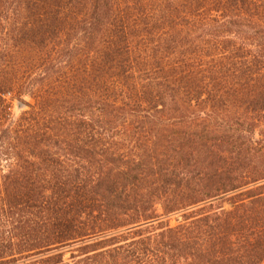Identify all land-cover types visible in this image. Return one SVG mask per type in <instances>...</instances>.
Returning a JSON list of instances; mask_svg holds the SVG:
<instances>
[{
    "label": "trees",
    "instance_id": "1",
    "mask_svg": "<svg viewBox=\"0 0 264 264\" xmlns=\"http://www.w3.org/2000/svg\"><path fill=\"white\" fill-rule=\"evenodd\" d=\"M0 264H264V0H0Z\"/></svg>",
    "mask_w": 264,
    "mask_h": 264
},
{
    "label": "rangeland",
    "instance_id": "2",
    "mask_svg": "<svg viewBox=\"0 0 264 264\" xmlns=\"http://www.w3.org/2000/svg\"><path fill=\"white\" fill-rule=\"evenodd\" d=\"M21 111H22V110H20L18 107H15L14 110H13L15 116H19L20 113H21ZM171 224H172L173 226L176 225V218H175V217L172 218Z\"/></svg>",
    "mask_w": 264,
    "mask_h": 264
}]
</instances>
